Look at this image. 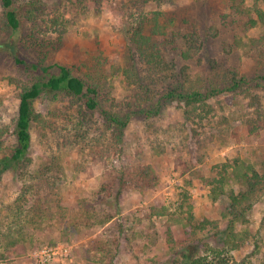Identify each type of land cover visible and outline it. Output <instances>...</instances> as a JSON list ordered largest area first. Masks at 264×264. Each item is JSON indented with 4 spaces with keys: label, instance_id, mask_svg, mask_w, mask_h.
<instances>
[{
    "label": "rangeland",
    "instance_id": "rangeland-1",
    "mask_svg": "<svg viewBox=\"0 0 264 264\" xmlns=\"http://www.w3.org/2000/svg\"><path fill=\"white\" fill-rule=\"evenodd\" d=\"M17 1L21 17L17 32L7 24L0 1V122L10 128L18 114L21 86L35 76L16 61L17 54L32 58L24 39L39 36L50 63L72 66L102 55L109 73L111 65L125 60L131 19L126 10L129 0H106L99 7L92 0ZM162 8L185 9L196 32L193 59L184 61L172 51L167 53L175 77L181 79L185 70L192 77H208L216 64L249 76L257 73V61L235 48L233 35L247 39L260 35L262 28L243 32L247 17L232 25L231 0H175ZM113 93L117 101L128 97L119 79L114 80ZM232 96L213 97L208 100L212 108L199 106L189 116L185 107L170 103L153 119L133 117L121 141L114 140L98 114L88 111L82 122L85 107L75 97L59 94L37 100L41 117L31 129L30 170L48 163L52 152L61 155L67 220H54L41 231L23 221L27 238L13 247H0V264H33L35 249L57 243L71 248L65 264H190L196 259L197 264H264V191L253 203L249 222L238 224L235 235L229 230V198L211 196V180L223 163L239 160L259 170L264 167V103L259 98L252 102L243 94ZM14 141L10 134L7 143ZM147 164L155 169L159 182L143 190L136 177ZM24 183L14 172L0 179L5 225L13 221L9 209ZM83 199L96 200L103 211L115 213L114 218L92 226L79 222L75 217ZM153 206L166 209L151 216ZM190 210L196 219L208 221L196 233L187 222ZM237 239L244 242L240 249L233 246ZM100 244L112 251V260L111 254L97 248Z\"/></svg>",
    "mask_w": 264,
    "mask_h": 264
},
{
    "label": "trees",
    "instance_id": "trees-1",
    "mask_svg": "<svg viewBox=\"0 0 264 264\" xmlns=\"http://www.w3.org/2000/svg\"><path fill=\"white\" fill-rule=\"evenodd\" d=\"M0 1L7 24L13 32H17L21 26L18 1ZM92 1L99 7L106 0ZM129 1L126 10L131 19L126 30L125 60L122 64L111 65L109 73L106 72L107 61L102 55L72 66L57 61L50 63L47 62L49 53L42 47L44 44L39 36L31 34L24 39L25 46L32 52V58L22 59L17 54L16 61L35 76L28 84L21 86L18 114L13 127L0 122V179L5 173L14 172L19 173L25 183L14 201V207L9 209L13 221L7 225L3 222V209L0 207V229L5 226L0 231V247H13L27 238L29 232L23 221L41 231L54 220H67L61 194L64 174L61 155L52 152L48 163H42L34 171L30 170L33 163L29 154L31 129L41 117L36 109L37 100H51L52 95L59 94L81 100L83 108L85 107L82 122L88 111L92 115L98 114L117 141L122 140L133 117L153 119L170 103L185 107L188 116L199 106L212 108L208 100L223 93H230L233 98L243 94L250 97L252 102L259 98L264 103V0H231V8L235 14L232 25L247 17L243 23V32L262 28L260 35L247 39L241 34L233 35L235 48L243 49L257 61V73L254 76L241 74L233 69L222 70L216 64L208 77H192L185 70L181 79L173 75L172 62L167 59V53L172 51L175 57L184 61L193 59L197 54L195 27L185 9L162 8L174 5L175 0ZM148 6L150 8L146 9ZM187 68L189 69V65ZM172 78L173 83L170 81ZM117 79L126 89L128 97L125 100L117 101L113 93L114 80ZM85 131L88 134V129ZM10 134L15 141L8 144ZM75 144L73 142L72 146ZM136 178L137 185L143 190L152 189L159 182L157 172L149 164L140 168ZM211 185L213 199L221 195L229 198V230L231 235H235L238 224L249 222L253 203L260 192L264 191V167L259 170L254 164L239 160L225 162L211 180ZM120 195L119 191L116 195L117 203ZM94 201L95 203L88 199L80 201V214L75 218L86 226L105 224L114 218L115 213L103 211ZM165 209L153 206L150 214L162 215ZM187 222L193 233H196L208 221L196 219L190 210ZM243 244L242 239H237L233 246L240 249ZM97 248L108 254L112 252L104 244L97 245ZM110 256L112 260L114 254ZM197 263L199 259L190 262Z\"/></svg>",
    "mask_w": 264,
    "mask_h": 264
},
{
    "label": "built area",
    "instance_id": "built-area-1",
    "mask_svg": "<svg viewBox=\"0 0 264 264\" xmlns=\"http://www.w3.org/2000/svg\"><path fill=\"white\" fill-rule=\"evenodd\" d=\"M70 256L71 248L66 243L43 245L35 249L31 254L33 264H65Z\"/></svg>",
    "mask_w": 264,
    "mask_h": 264
}]
</instances>
